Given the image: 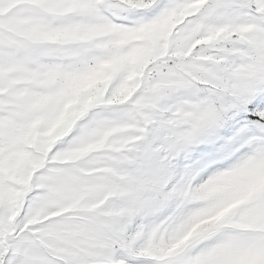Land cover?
Instances as JSON below:
<instances>
[{"label": "snow or ice", "instance_id": "obj_1", "mask_svg": "<svg viewBox=\"0 0 264 264\" xmlns=\"http://www.w3.org/2000/svg\"><path fill=\"white\" fill-rule=\"evenodd\" d=\"M0 264H264V0H0Z\"/></svg>", "mask_w": 264, "mask_h": 264}]
</instances>
